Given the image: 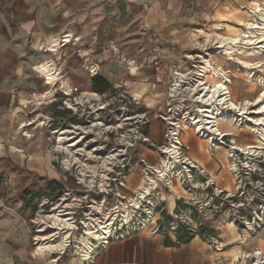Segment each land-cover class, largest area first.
Returning a JSON list of instances; mask_svg holds the SVG:
<instances>
[{
	"label": "rangeland",
	"instance_id": "obj_1",
	"mask_svg": "<svg viewBox=\"0 0 264 264\" xmlns=\"http://www.w3.org/2000/svg\"><path fill=\"white\" fill-rule=\"evenodd\" d=\"M263 2L175 0L168 7V32L161 39L170 44L169 50L165 52L168 64L156 69L162 58L159 54H156L157 59L153 58L157 51L144 46L151 42L148 36H122V47L114 51L119 55L114 70H103L109 80L102 84L106 93L94 95L90 101H86V96L93 94V89L101 83L97 85L93 81L87 84L81 68L66 64L61 54L57 65L63 79L72 87V95H66L61 86L49 84L48 88L56 89L54 96L48 101L41 100L42 106L37 112L40 116L32 113L26 115L22 123L23 130L15 135L22 140L23 145L0 139L4 145L0 146V249H7L16 256L18 251H24V257L14 258L16 264H46L52 257L73 261L77 255L74 234L64 253L47 251L35 254L37 237L57 232V229L50 226L40 232L43 218L51 216L58 205L73 214L77 232L85 231L84 218L88 217L99 221L114 217L115 226L119 227L122 217L119 207L137 195L139 184L148 173L158 180V189L152 199L144 201V206L134 213L133 227L125 226V233L119 231L122 232L121 236L129 233L162 234L173 238L175 236L185 242L200 234L212 240L216 246L227 242L228 248H239L244 253H250L241 247L240 241L231 243L234 232L229 224L234 223L237 231L247 238H253L264 231V222L254 229L247 225L248 221L255 222V218L263 215L260 206L264 207V152L246 155L238 149L256 143L257 135L249 126L257 119L253 112L258 110V98L262 93V87L256 83L258 76L264 77V50L258 56L235 54L230 58L224 48L219 47L220 43L216 42L221 37H233L226 30L229 25L244 29L245 22L251 20L246 12L249 4L261 8ZM227 7L232 11L239 10L238 16L244 20L243 23L226 15ZM236 45L240 46V43ZM203 53L211 55L213 64L221 66L229 75V88L235 102L238 105L248 102L244 118L240 115L237 121L234 120L240 125V132L235 136H226L224 140H219L221 135L219 138L215 134L210 144L205 143V147L210 149L209 153H205V149L199 146L201 141H206L204 135L198 132L195 125L188 123V118L201 113L198 94L191 87L197 76L196 65L202 63L203 58L199 55ZM191 54L194 59L189 58ZM238 58L263 64L262 67L247 65ZM45 60H54V57L48 55ZM130 61L137 62L136 73L131 71ZM71 69L75 78L73 82L68 79ZM177 72L186 76L182 82L176 81ZM176 83H179V90L173 93ZM136 87L144 90V97L136 99L132 92ZM40 89L46 90L43 85H40ZM68 99L77 104L76 109L69 107ZM180 101H183L181 106ZM178 106L182 107L181 110H178ZM223 110L239 114L238 110ZM143 113H146L147 124L141 123ZM176 122H179L180 128H183L182 125L190 126L187 129L190 131V139L183 143L182 155L191 161H206L204 167L215 172L218 176L216 181L198 163L188 161L182 163V166L188 164L191 172L181 177L187 191L179 187V193H175L169 187L168 178L161 180L156 172H147V169L168 159L163 147L170 144L167 135L172 127H176ZM151 125L155 135L149 134ZM60 128L70 130L69 138L77 139L74 149L83 148L80 155L77 153L76 157L73 156L70 167L65 165L64 160L71 157L72 152L63 150L59 139L53 134L54 130ZM184 134L185 129L181 132V139ZM144 135L150 138L149 142L144 139ZM232 146L236 149H230ZM13 147L22 150L16 152ZM224 151L232 152L228 159L230 163H236L237 168L230 169L226 165L228 163ZM32 152H37L46 160L47 171L42 172L41 176L37 173L33 175L27 167L13 161L17 155L28 158ZM90 152L95 154L90 155ZM209 154L216 161L209 162ZM247 158L251 160L250 164ZM118 172L121 175L127 173L122 185L119 180H115ZM83 177L84 182L81 180ZM103 182L106 186H102ZM174 182L179 185L177 178ZM227 184L232 185V192L223 191ZM162 192L168 199L172 195L176 197L174 210H171L169 200L159 199ZM155 200L158 206L152 211ZM94 201L103 210L91 211ZM152 215L156 217V223L149 224L146 220ZM143 222H148V227L145 228ZM253 261L250 259L247 264ZM0 264H6V259L0 258ZM234 264H242V261Z\"/></svg>",
	"mask_w": 264,
	"mask_h": 264
},
{
	"label": "crops",
	"instance_id": "obj_2",
	"mask_svg": "<svg viewBox=\"0 0 264 264\" xmlns=\"http://www.w3.org/2000/svg\"><path fill=\"white\" fill-rule=\"evenodd\" d=\"M174 1L0 0V139L23 145L15 135L23 130L25 116L29 113L40 116L37 113L42 106L40 99L51 88L37 66L47 61L48 55L54 57L48 61L56 65L62 54L66 64L80 67L87 84L97 75L109 81L103 70H114L119 60L114 51L122 47V36L144 35L151 39L144 46L157 51L153 58H158L156 54L162 58L156 69L168 64L165 52L170 44L161 39L168 32V7ZM54 38L60 42L56 51H51L47 46ZM92 67L97 71L93 72ZM68 79L75 81L72 69ZM40 85L46 90H41ZM93 90L96 94L106 93ZM69 92L65 94L72 95ZM152 128L151 125L149 134L155 135ZM13 161L27 167L33 175L41 176L47 171L46 160L37 152L28 158L17 155ZM221 244L216 246L200 234L182 242L171 235L136 233L99 244L83 264H233L232 248L227 247V242ZM241 247L254 257L255 251L264 257V231L248 237L247 244L241 243ZM17 253L16 256L0 249V258H5L6 264H16L14 258L24 257L25 252ZM241 261L245 263L242 258ZM55 264H73V261L58 257Z\"/></svg>",
	"mask_w": 264,
	"mask_h": 264
},
{
	"label": "bare ground",
	"instance_id": "obj_3",
	"mask_svg": "<svg viewBox=\"0 0 264 264\" xmlns=\"http://www.w3.org/2000/svg\"><path fill=\"white\" fill-rule=\"evenodd\" d=\"M249 6H250L249 10H247L246 12L247 15L251 18V20L245 22V28L242 29L240 27H234L229 25L226 27L227 28L226 30L231 35H233V37H221L216 42V43H220L219 47L220 48L223 47L225 54L230 55V58L233 57V55L235 54L242 55L244 57L258 56L264 50V2L261 8L253 6V3L252 5L249 4ZM238 11L239 10L232 11L227 7L225 10V14L229 15L230 17H235L243 23L244 20L240 16H238V13L240 12ZM59 42L58 40L52 41L51 43L48 44L47 47H49L51 51L54 50L56 51L57 47L59 46ZM236 43H240V46L236 45ZM199 56L203 59L201 64L196 65L195 72L197 73V76L195 77L194 84L192 85L191 89L193 91H196V93L198 94L197 98L201 102V104L198 107L201 113L194 115L192 118H188V120L189 123L195 125L198 129V132H200L206 138V141H201L199 146L202 150L205 149L206 151L205 153H209L210 149L209 147L208 148L205 147V143L210 144L215 134L219 136L221 135V139H223L224 137L229 135L235 136L236 133L240 132V130H238L240 129V125L235 123L234 120L237 121L238 116L240 115H242L243 116L242 118H244V115L247 114L246 110L248 109L247 108L248 102L245 101L244 103H240V105H238L235 102L231 90L229 88L230 80L227 72L221 66H215V64H213V59L210 57L211 55H208L207 53L206 54L203 53V55H199ZM189 58H193L192 54L190 55ZM239 60L247 65H256L257 67H262L263 64L260 62L252 63L250 61H245V60L243 61L241 59ZM130 65L132 69L131 71L133 73H136L138 71L137 65L133 61H130ZM57 66L58 65L54 64V62H50L47 60L41 63L40 65H38L37 68L44 75V77H46L48 83L55 86L56 85L61 86V89L63 91L65 90L67 93H70L69 91H71L72 87H70V85L67 84L63 79H61L62 77L61 72ZM92 71L95 72L97 70L94 67H92ZM175 75H176L175 77L177 78L176 80L177 82H182L184 80L183 78H186L184 74L178 72ZM256 84L262 87V93L258 98V103H259V106L257 108L258 110L253 112L257 115V119L252 126H249L251 130L257 135L256 143L246 145L245 148H238L239 150H242L246 155H257L260 154L261 152L262 153L264 152V77L258 76ZM178 85L179 83L175 84V88L172 90L173 93L177 91ZM54 91L55 89L45 92L40 100L51 99L54 96ZM132 92L134 93L133 95H135L136 99H140L145 95L144 90L138 89L137 87L134 88ZM94 95L97 94L95 93L88 94L86 96V101H90L91 97ZM36 100L38 101V99ZM67 103L69 107L76 109L77 104L74 101L68 99ZM101 107L102 106H100L99 108ZM224 108L231 110H238L239 114H237L236 112L230 113L224 111L223 110ZM26 125L27 124H24V126ZM180 127L181 125H179V122H176V127H174L170 131L168 136L170 144L168 146L163 147V151L168 156L167 157L168 159L162 160V162L156 167H151L147 169V172L148 171L156 172L159 179L161 180H165L166 178H168L169 187L175 193H179V187H181L185 192L187 191L183 187L181 177L184 176L186 173H190L191 170L188 168V164L184 165L185 167H183L182 163H186V162L188 163V161H190L191 163H198L200 167L205 169L204 171L208 175H210L213 181H216L218 178L215 172L204 167L206 161L204 160L203 161L199 160L198 162L194 160L191 161L190 158L184 157L182 155L181 150L183 143L184 142L187 143L190 139V131L187 130L188 128H190V126L182 125L183 129H185V134L182 137V139L180 138L181 135ZM70 132H71L70 130L64 128L56 129L53 131L55 137L59 139L60 145L63 148V150L67 152H72L71 157L64 160V163L67 167H70V165L72 164V160H74L73 156L76 157L77 153H79L80 155V152L83 150L82 147L78 149H74L77 146L78 141L75 138L72 139L69 138L68 134ZM13 149L16 152H21L22 150L16 147H13ZM230 149L234 150L236 149V147L232 146ZM230 151L223 152V155L226 156L228 163L226 165L230 169L237 168L236 163H230L228 159V157H231L232 155L231 154L232 152ZM93 154H95V152H90V155ZM247 159L249 162L248 164H250L251 160L249 161V158ZM208 161L211 162L216 160L213 155L209 154ZM83 176L85 177V173H83ZM84 177L81 178L82 182H84L85 179ZM174 177L177 178L179 185L175 184ZM142 180L143 181L140 182L139 187L137 189V195L133 196L127 204L123 205V207H119V211L121 212L122 215L120 221L121 225L119 227L115 226L114 217L106 218V219L104 218L105 220L102 221L97 220V218L94 219L92 217H88V218H84V223L86 225L85 231L77 232L75 231L77 224L76 221L74 220V217L72 216L73 214L71 215L70 211L67 212L61 208L62 206L57 205L53 211V214L51 216L46 217L45 219L43 218V221L40 225V227L42 228L40 232L41 231L44 232L47 226L57 229V232L50 236H38L37 249L35 251V254H41L47 251L63 252L64 249L69 244L71 235L74 234L77 242V247H76L77 255L73 258V264H83L84 260H87L91 257L96 246H98L101 243L108 242L109 240L120 237L122 232L120 233L119 231L124 232L123 228L125 226L129 228L133 227L132 223H133L134 213L136 212L137 209H141V207L144 206V201H147L148 199H152V195H154L155 190L158 189L157 187L159 184L158 180L153 177H150L148 173L145 176V178ZM102 186H106L104 182ZM223 191L232 192L233 191L232 185L227 184L224 187ZM159 199L161 201L169 200V205L171 210L175 209L176 197L174 195H172L170 199H168V196L164 192H162L161 195L159 196ZM157 206L158 203L155 200L154 205L151 207L152 211L153 208H156ZM98 209L103 210L102 206L101 205L99 206V204L94 201L93 205L91 206V211H95ZM260 209L263 210V215L261 216L259 215L257 218H255V222L248 221L247 223L248 228L254 229V227H257L259 224L264 222V207L260 206ZM146 221H149V224H154L156 223V217L153 215L152 217L149 216L148 220ZM142 224H144L145 228L148 227V222H143ZM229 226L231 231L234 232L233 237H231L232 238L231 243H236L240 241L241 243L246 244L248 240L246 235L238 232L236 229V225L234 223L229 224ZM245 254L246 253L241 251L239 248H232L231 255L233 259V264L239 263L241 258ZM55 261L56 258L52 257L46 264H55Z\"/></svg>",
	"mask_w": 264,
	"mask_h": 264
},
{
	"label": "built area",
	"instance_id": "obj_4",
	"mask_svg": "<svg viewBox=\"0 0 264 264\" xmlns=\"http://www.w3.org/2000/svg\"><path fill=\"white\" fill-rule=\"evenodd\" d=\"M177 93V92H176ZM182 102L183 101H180L179 103H180V105L179 106H181V104H182ZM178 106V110H181V108L182 107H179ZM178 110H177V113H178ZM181 112V111H180ZM182 113V112H181ZM145 117H146V113H143V117H142V121H141V123H143V124H147L148 123V121L145 119ZM186 121H188V120H186ZM169 122V121H168ZM189 123V122H188ZM190 124V123H189ZM169 129V128H168ZM173 129V127L169 130V132H168V135H167V138H168V136H169V133H170V131ZM184 129L183 128H181V132L183 131ZM219 138H220V136H219ZM144 139L146 140V141H148L149 142V140H150V138L149 137H147V136H145L144 135ZM225 139V137L223 138V139H219V140H224ZM143 162H145L144 160H143ZM149 167V166H148ZM147 167V168H148ZM127 176V173H125V174H122L121 175V172H118L117 173V176H116V178H115V180H119V182L121 183L122 181H123V179L125 178ZM121 185H122V183H121ZM131 233H129V234H126V235H123V236H127V235H130ZM71 243V241H69V244ZM68 244V245H69ZM67 245V246H68ZM67 248V247H66ZM66 248L64 249V251H63V253L65 252V250H66ZM254 254H256V256L254 257L253 255H252V253H246L243 257H242V259L245 261V264H247V262H248V260H250V259H253L254 261H253V263L252 264H264V257L258 252V251H255L254 252Z\"/></svg>",
	"mask_w": 264,
	"mask_h": 264
},
{
	"label": "trees",
	"instance_id": "obj_5",
	"mask_svg": "<svg viewBox=\"0 0 264 264\" xmlns=\"http://www.w3.org/2000/svg\"><path fill=\"white\" fill-rule=\"evenodd\" d=\"M93 80H94L95 84H97V85H99V83H101V85L99 87L96 86V90H98L99 92L106 91V88L102 87V84L106 83V79H104L103 77L97 75V76L94 77Z\"/></svg>",
	"mask_w": 264,
	"mask_h": 264
}]
</instances>
